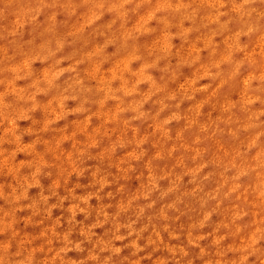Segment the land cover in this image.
Masks as SVG:
<instances>
[{"label": "clouds", "instance_id": "clouds-1", "mask_svg": "<svg viewBox=\"0 0 264 264\" xmlns=\"http://www.w3.org/2000/svg\"><path fill=\"white\" fill-rule=\"evenodd\" d=\"M0 264H264V0H0Z\"/></svg>", "mask_w": 264, "mask_h": 264}, {"label": "rangeland", "instance_id": "rangeland-1", "mask_svg": "<svg viewBox=\"0 0 264 264\" xmlns=\"http://www.w3.org/2000/svg\"><path fill=\"white\" fill-rule=\"evenodd\" d=\"M189 51H193V49H190ZM126 64H127V61L123 62L122 65H118L116 68H114V69L112 70V73H111V74H112V75H116L117 72H123V71H126V70H127V69H126ZM27 69H28V65L25 64V65H24V70L27 71ZM45 76H47V72H45ZM189 83H190V84H191V83H194V81H190ZM213 95H215V93H213ZM78 219H82V217H78ZM70 255H74V254H70Z\"/></svg>", "mask_w": 264, "mask_h": 264}]
</instances>
